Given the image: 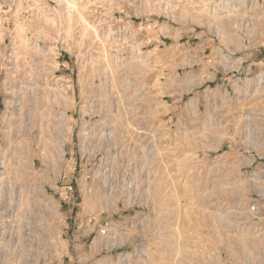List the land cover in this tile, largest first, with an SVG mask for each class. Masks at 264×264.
<instances>
[{"label":"rangeland","instance_id":"obj_1","mask_svg":"<svg viewBox=\"0 0 264 264\" xmlns=\"http://www.w3.org/2000/svg\"><path fill=\"white\" fill-rule=\"evenodd\" d=\"M110 8L62 13L47 81L0 69V176L56 224L54 264H264V0Z\"/></svg>","mask_w":264,"mask_h":264},{"label":"built area","instance_id":"obj_2","mask_svg":"<svg viewBox=\"0 0 264 264\" xmlns=\"http://www.w3.org/2000/svg\"><path fill=\"white\" fill-rule=\"evenodd\" d=\"M113 1L115 0H0V36H3L2 44L7 49L6 54L0 53V69L23 65L26 71L22 80L37 82L42 78V72L48 64L47 59H53L55 71L60 67L64 68L66 64L60 62V56L73 50L74 54L76 52L68 43L67 37L62 36L61 26L56 20L62 18V13L90 20H107L116 13L120 14L117 17H121V12H111L110 3ZM20 28L22 35L19 33ZM116 33L110 27L104 29L101 36L103 46L104 42L107 45L114 40ZM50 39L53 42L51 47L48 45ZM11 77L15 76L11 75L8 79L12 80ZM42 80L47 81L48 78ZM9 184L8 176L1 174L0 264H54L58 255L62 258L54 240H58V236L52 229L56 224L49 221L45 210L44 213L39 207H26L18 202L21 201V189ZM55 195L58 205L52 202L51 205H57L58 211L61 202L69 199L70 188H59ZM89 227L87 223L85 231L90 230ZM103 233L106 232L102 231Z\"/></svg>","mask_w":264,"mask_h":264},{"label":"bare ground","instance_id":"obj_3","mask_svg":"<svg viewBox=\"0 0 264 264\" xmlns=\"http://www.w3.org/2000/svg\"><path fill=\"white\" fill-rule=\"evenodd\" d=\"M220 2H221V1H220ZM226 4H227V2H226ZM225 15H226V14H225ZM108 136H110V135H108ZM1 164H2V163H1ZM0 173H1V172H0ZM9 185H10V184H9ZM105 185H107V184H105ZM103 187H105V186H104V183H103ZM106 189H107V188H106ZM103 190H105V188H103ZM21 191H22V190H21ZM22 192H23V191H22ZM26 193H27V191H26ZM146 194H147V193H146ZM147 197H148V196H147ZM148 199H149V198H148ZM21 201H22V200H21ZM145 202H146V201H145ZM22 203H23V202H22ZM23 205H25L26 207H29V203L27 204V202H24ZM34 207H35V206H34ZM131 229H132V228H131ZM125 230H126V229H125ZM134 230H135V229H134ZM142 231H143V230H141V232H142ZM154 231H155V230H154ZM133 232H134V231H133ZM123 233H124V232H123ZM142 233H143V232H142ZM152 233L155 234L156 232H152ZM152 233L150 232V234H152ZM119 234H120V233H119ZM121 234H122V232H121ZM121 234H120V235H121ZM124 234H125V233H124ZM143 234H144V233H143ZM120 235H119V236H120ZM130 235H131V234H130ZM107 236H109V235H107ZM141 236H142V235H141ZM150 236H151V235H150ZM153 236H154V238H155V235H153ZM111 237H112V235H111ZM125 237H126V236H125ZM144 238H145V237H144ZM144 238H143V239H144ZM154 238H152V239L154 240ZM161 238H162V237H160V239H161ZM106 239H107L108 244H111L112 242H115V240H116V239L114 240L113 238H106ZM126 239H127V238H126ZM149 239H150V238H149ZM118 240H120V239H118ZM121 240H122V239H121ZM124 240H125V239H124ZM161 240H162V239H161ZM126 241H127V240H126ZM119 242H120V241H119ZM123 242H124V241H123ZM123 242H122V243H123ZM147 243H148V242H147ZM147 243H146V244H147ZM115 244H116V243H115ZM115 244H114V245H115ZM148 245H149V244H148ZM137 254H138V253H137ZM138 255H139V254H138ZM142 255H144V254L142 253ZM145 255L147 256V254H145ZM140 256H141V255H140ZM136 257H137V256H136ZM144 258H145V257H144ZM146 258H147V257H146ZM149 258H150V257H149ZM127 259H128V258H127ZM140 259H141V258H140ZM137 260H138V259H137ZM141 261H142V260H141ZM145 261H146V260H145ZM145 263H146V262H145ZM145 263H144V264H145ZM135 264H136V263H135Z\"/></svg>","mask_w":264,"mask_h":264}]
</instances>
